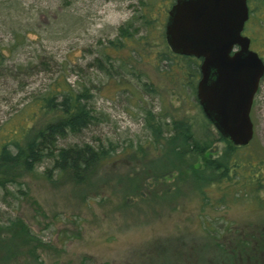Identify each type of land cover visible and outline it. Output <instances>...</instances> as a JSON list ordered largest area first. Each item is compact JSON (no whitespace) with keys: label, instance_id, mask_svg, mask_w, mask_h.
Returning <instances> with one entry per match:
<instances>
[{"label":"trees","instance_id":"1","mask_svg":"<svg viewBox=\"0 0 264 264\" xmlns=\"http://www.w3.org/2000/svg\"><path fill=\"white\" fill-rule=\"evenodd\" d=\"M173 2L140 0L130 18L116 28L114 38L99 40L95 50L88 51L93 57L87 68L107 80H117L119 85L129 83L137 92L157 98L160 104L158 111L142 109V125L148 138L137 142L136 147L131 140L120 152L138 161L150 159L145 163L144 176L135 180L119 178L122 186L124 179L129 180L131 194L122 193L117 207L154 203L153 199L169 202L173 194L193 193L203 233L198 237L209 245V250H204L208 256L205 264H264V149L251 152L248 145L235 146L218 131H210L212 123L196 96L201 59L173 53L165 39L167 12ZM0 4V11L23 9L18 0H2ZM247 4L248 33L244 34L251 40V49L264 61V0H247ZM18 22L9 43L0 44V78L17 77L19 72L38 66L53 75L0 122L1 200L27 197L25 179L31 177L51 184L65 179L74 185H87L101 167L115 158L118 149L111 141L105 145L61 144L95 124L96 86L90 78L70 81L68 71L84 70L77 64L68 66L67 59L52 65V57L44 54L38 63L30 59L25 64L7 65L4 50L12 54L29 45L24 34L27 30L20 31L23 28ZM143 63L156 72L157 80L138 71ZM219 141L225 146L213 155L214 144ZM156 162L161 163L160 170ZM44 163L43 170L38 171ZM147 176L152 177L153 190L165 185L163 195H144L141 181ZM172 177L171 183H158L160 178ZM134 199L139 204L135 205ZM240 204L259 214L257 219L233 226V222L209 219L203 214L207 209H230ZM43 246L22 217L0 211V264H43L38 254ZM183 247L186 242L181 240Z\"/></svg>","mask_w":264,"mask_h":264},{"label":"rangeland","instance_id":"2","mask_svg":"<svg viewBox=\"0 0 264 264\" xmlns=\"http://www.w3.org/2000/svg\"><path fill=\"white\" fill-rule=\"evenodd\" d=\"M18 1L24 10L0 11V23L5 24L0 25V44L9 43L19 21L23 28L20 31L27 30L24 34L29 45L12 54L4 50L7 65L25 64L30 59L38 63L44 54L52 57V65L64 59L68 60V66L80 65L84 72L68 71V79L92 80L96 86L93 105L97 120L80 135L70 136L61 144L105 145L111 141L118 149L115 158L101 167L87 185H74L65 179L51 184L42 178H26L28 196L18 200L0 199V211L22 217L42 240L44 246L38 249V254L43 264H205L208 256L204 250H209V245L198 237L203 233L193 193L173 194L169 202L153 199L154 203L117 207L122 193L131 194L129 180L144 176L145 163L150 159L138 161L120 152L131 140L136 147L137 142L143 143L148 138L142 125V109L158 111L160 104L157 98L137 92L129 83L119 85L117 80H107L87 68L93 57L88 51H94L99 40L114 38L116 28L130 18L140 0ZM246 26L247 23L243 33H248ZM138 69L157 80L149 64L143 63ZM41 70L38 66L19 72L17 77L0 78V122L25 103L30 92L49 81L53 73ZM261 92L262 107L251 113L254 136L248 150L255 153L264 149V80ZM209 129L213 134L216 132L213 125ZM214 146L213 155H216L225 143L219 141ZM46 164L38 167V171ZM156 165L160 170L161 163ZM120 177L129 180L124 179L122 186ZM142 179L144 195L164 194V184L155 191L152 177ZM159 180L158 183L168 184L173 182V177ZM133 202L139 204L136 199ZM203 212L209 219L222 218L233 222V226H243L259 216L242 204ZM221 222L220 219L219 225ZM181 240L186 242V247L180 248Z\"/></svg>","mask_w":264,"mask_h":264},{"label":"water","instance_id":"3","mask_svg":"<svg viewBox=\"0 0 264 264\" xmlns=\"http://www.w3.org/2000/svg\"><path fill=\"white\" fill-rule=\"evenodd\" d=\"M247 0H174L165 39L175 54L201 59L196 96L206 118L235 146L254 136L250 111L264 61L243 33Z\"/></svg>","mask_w":264,"mask_h":264},{"label":"flooded vegetation","instance_id":"4","mask_svg":"<svg viewBox=\"0 0 264 264\" xmlns=\"http://www.w3.org/2000/svg\"><path fill=\"white\" fill-rule=\"evenodd\" d=\"M261 82H262V80H261ZM261 82H260L258 89L256 90L255 95L253 97V103H252V107H251V111H250V116H251L253 109L256 110V109L262 107V103H261L262 102Z\"/></svg>","mask_w":264,"mask_h":264}]
</instances>
